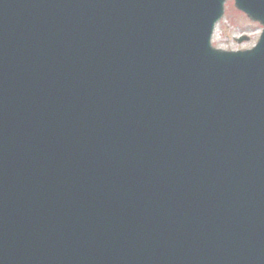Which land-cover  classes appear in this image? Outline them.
<instances>
[{
    "label": "water",
    "instance_id": "1",
    "mask_svg": "<svg viewBox=\"0 0 264 264\" xmlns=\"http://www.w3.org/2000/svg\"><path fill=\"white\" fill-rule=\"evenodd\" d=\"M224 2L0 0V264H264V30L214 48Z\"/></svg>",
    "mask_w": 264,
    "mask_h": 264
},
{
    "label": "rangeland",
    "instance_id": "2",
    "mask_svg": "<svg viewBox=\"0 0 264 264\" xmlns=\"http://www.w3.org/2000/svg\"><path fill=\"white\" fill-rule=\"evenodd\" d=\"M225 16L217 24L213 44L223 49L251 48L262 31L260 23L252 21L245 13L238 10L233 1L226 2ZM241 35L247 38L239 40Z\"/></svg>",
    "mask_w": 264,
    "mask_h": 264
}]
</instances>
